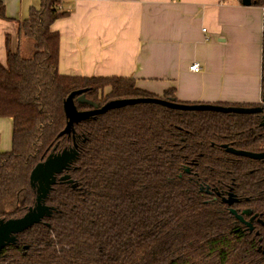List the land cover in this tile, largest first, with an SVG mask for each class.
Segmentation results:
<instances>
[{
  "label": "trees",
  "instance_id": "obj_1",
  "mask_svg": "<svg viewBox=\"0 0 264 264\" xmlns=\"http://www.w3.org/2000/svg\"><path fill=\"white\" fill-rule=\"evenodd\" d=\"M252 2L264 9V0ZM63 6L64 0H41L28 20H16V51L6 36L0 119H12L13 138L11 152L0 153V222L35 206L30 176L38 164L75 145L78 157L67 172L71 183L58 180L46 200L52 217L19 234L2 250L0 264H264V225L256 222L264 220V162L224 148L264 153V113L140 104L63 135L64 103L73 92L84 91L98 108L129 99L184 104L174 91L160 98L133 79L61 75V36L52 26L70 15ZM0 19L11 21L2 1ZM75 104L92 109L78 98ZM231 193L234 207L225 203ZM231 210L254 219V229Z\"/></svg>",
  "mask_w": 264,
  "mask_h": 264
},
{
  "label": "crops",
  "instance_id": "obj_2",
  "mask_svg": "<svg viewBox=\"0 0 264 264\" xmlns=\"http://www.w3.org/2000/svg\"><path fill=\"white\" fill-rule=\"evenodd\" d=\"M0 1L11 20L0 19L6 66V36L16 51L17 16L23 12L25 20L41 0ZM63 7L70 15L52 26L61 36V75L133 79L145 92L161 98L174 91L190 105L257 107L263 101L261 7L240 0H64ZM194 64L201 72L190 70ZM3 127L11 128L9 140L12 119H0V134Z\"/></svg>",
  "mask_w": 264,
  "mask_h": 264
},
{
  "label": "water",
  "instance_id": "obj_3",
  "mask_svg": "<svg viewBox=\"0 0 264 264\" xmlns=\"http://www.w3.org/2000/svg\"><path fill=\"white\" fill-rule=\"evenodd\" d=\"M252 0H241V4L245 7L252 6ZM264 82V76H263ZM84 91L73 92L64 103V110L68 119L66 129L63 131V135L70 136L74 133L75 125L82 122L89 121L92 118L102 116L113 110H120L128 106H135L140 104H157L173 110L180 111H202V112H216L221 114H234V115H255L264 112V99L261 107L245 108V107H224L219 105H186L176 104L173 101H165L161 99H129V100H115L110 101L102 108H98L89 101L86 100L83 95ZM78 98L80 104L91 106L92 109L87 111H79L75 99ZM229 154L237 157L249 158L255 161L264 160V153H250L244 151H238L233 148L224 146ZM78 157L77 146L70 150H64L63 152L50 156L43 163L38 164L30 176V182L33 188L37 189V200L34 207L30 208L28 212L20 219L1 221L0 222V255L4 248L11 244H16L17 236L23 234L36 225L41 224L44 220L52 217L54 209L46 205V200L54 188L57 185L58 180L60 182H69L70 176L65 175L72 164ZM60 177V178H59ZM237 198L234 194H229V197L225 199V203L229 207H233L237 203ZM231 214L236 217V220L241 224H246L252 230V222L245 221L244 216L238 214L237 211L231 210Z\"/></svg>",
  "mask_w": 264,
  "mask_h": 264
},
{
  "label": "rangeland",
  "instance_id": "obj_4",
  "mask_svg": "<svg viewBox=\"0 0 264 264\" xmlns=\"http://www.w3.org/2000/svg\"><path fill=\"white\" fill-rule=\"evenodd\" d=\"M239 0H226V2H228V3H236V2H238ZM252 7H256V6H252ZM33 9H35L34 7L33 8H31L30 10H29V12H28V18H26L25 20H23V12H20L19 14H18V19L21 21V22H23V21H26V20H28L29 19V17H30V13H31V11L33 10ZM38 10H39V8H37ZM203 28H205L204 30H205V32H204V34H206V32H208V28L207 27H203ZM216 31V30H215ZM10 37V36H9ZM263 40V39H262ZM10 41H11V37H10ZM260 52H261V59H262V41H261V46H260ZM5 62H4V64L6 65L7 64V51H5ZM105 95H107V92H106V94ZM109 103V102H108ZM262 104V103H261ZM260 104V105H261ZM106 105V104H105ZM104 105V106H105ZM102 108V107H101ZM229 115V114H228ZM230 115H232V114H230ZM4 129L1 131V134H0V148L1 149H8V150H5V151H0V152H2V153H8V152H11V150H12V138H13V131H12V137L8 140V136H9V133H10V131H11V128H9L8 130H6L5 128L6 127H3Z\"/></svg>",
  "mask_w": 264,
  "mask_h": 264
},
{
  "label": "flooded vegetation",
  "instance_id": "obj_5",
  "mask_svg": "<svg viewBox=\"0 0 264 264\" xmlns=\"http://www.w3.org/2000/svg\"><path fill=\"white\" fill-rule=\"evenodd\" d=\"M262 105H260V106H257V107H261ZM90 110V109H89ZM87 111V110H86ZM264 113V112H263ZM262 114V113H261ZM264 124V121H263V123H262V125ZM257 154H261V153H263V151H261V152H256ZM234 156V155H233ZM252 160V159H251ZM255 161V160H254ZM258 162H264V160H261V161H258ZM65 175H67V173L65 174ZM60 178V177H59ZM232 194V193H231ZM236 197V196H235ZM237 198V197H236ZM238 200V199H237ZM236 204H238V201H237V203ZM236 204H234V206L236 205ZM233 206V207H234ZM255 219H258V218H255ZM251 222H252V225H251V227H252V230L254 229V226H253V224H254V219H252L251 220ZM256 222H260L261 224H263L264 225V220H262V219H260V220H257ZM248 223H250V222H248ZM244 225H246V224H244ZM247 226V225H246ZM248 227V226H247ZM251 230V231H252Z\"/></svg>",
  "mask_w": 264,
  "mask_h": 264
},
{
  "label": "built area",
  "instance_id": "obj_6",
  "mask_svg": "<svg viewBox=\"0 0 264 264\" xmlns=\"http://www.w3.org/2000/svg\"><path fill=\"white\" fill-rule=\"evenodd\" d=\"M190 70L192 71V72H195V73H199V72H201V67H200V65L199 64H194L191 68H190Z\"/></svg>",
  "mask_w": 264,
  "mask_h": 264
}]
</instances>
